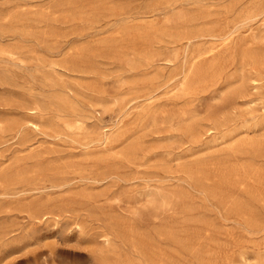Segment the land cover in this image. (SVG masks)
<instances>
[{"label":"rangeland","instance_id":"rangeland-1","mask_svg":"<svg viewBox=\"0 0 264 264\" xmlns=\"http://www.w3.org/2000/svg\"><path fill=\"white\" fill-rule=\"evenodd\" d=\"M263 16L0 0V264H264Z\"/></svg>","mask_w":264,"mask_h":264},{"label":"bare ground","instance_id":"bare-ground-1","mask_svg":"<svg viewBox=\"0 0 264 264\" xmlns=\"http://www.w3.org/2000/svg\"><path fill=\"white\" fill-rule=\"evenodd\" d=\"M263 17H264V16H263ZM246 26H247V25H246ZM224 39H225V38H224ZM190 41H191V40H190ZM190 41H189V42H190ZM227 63H228V62H227ZM70 95H71V94H70ZM74 140H75V139H74ZM72 144H73V143H72ZM1 196H2V195H1Z\"/></svg>","mask_w":264,"mask_h":264}]
</instances>
